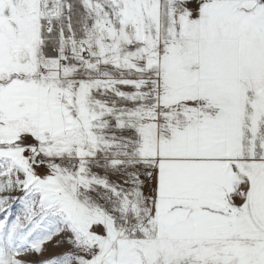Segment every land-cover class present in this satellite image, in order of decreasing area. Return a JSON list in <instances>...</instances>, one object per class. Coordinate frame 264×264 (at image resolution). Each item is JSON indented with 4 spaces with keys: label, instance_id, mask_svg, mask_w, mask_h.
Listing matches in <instances>:
<instances>
[{
    "label": "snow or ice",
    "instance_id": "6c2138e0",
    "mask_svg": "<svg viewBox=\"0 0 264 264\" xmlns=\"http://www.w3.org/2000/svg\"><path fill=\"white\" fill-rule=\"evenodd\" d=\"M0 264H264V0H0Z\"/></svg>",
    "mask_w": 264,
    "mask_h": 264
},
{
    "label": "rangeland",
    "instance_id": "374dc122",
    "mask_svg": "<svg viewBox=\"0 0 264 264\" xmlns=\"http://www.w3.org/2000/svg\"><path fill=\"white\" fill-rule=\"evenodd\" d=\"M13 195H20L19 193H14ZM14 207L16 208L17 211H19V206L14 205Z\"/></svg>",
    "mask_w": 264,
    "mask_h": 264
}]
</instances>
